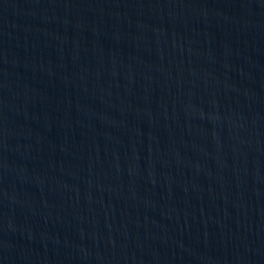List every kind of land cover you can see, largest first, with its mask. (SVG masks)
Returning <instances> with one entry per match:
<instances>
[{"label":"water","instance_id":"95a60500","mask_svg":"<svg viewBox=\"0 0 264 264\" xmlns=\"http://www.w3.org/2000/svg\"><path fill=\"white\" fill-rule=\"evenodd\" d=\"M0 264H264V0H0Z\"/></svg>","mask_w":264,"mask_h":264}]
</instances>
